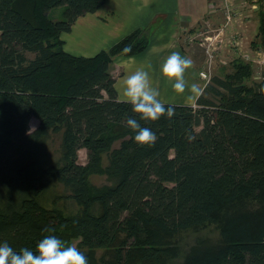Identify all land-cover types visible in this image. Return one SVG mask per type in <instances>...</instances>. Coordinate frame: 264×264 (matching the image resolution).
Listing matches in <instances>:
<instances>
[{"label":"trees","instance_id":"obj_1","mask_svg":"<svg viewBox=\"0 0 264 264\" xmlns=\"http://www.w3.org/2000/svg\"><path fill=\"white\" fill-rule=\"evenodd\" d=\"M105 1L0 0V242L35 251L54 229L67 243L80 239L89 264H164L176 256L169 237L220 219L221 240L196 246L181 264H264V207L239 208L264 203V64L261 81L248 85L251 64L236 59L235 72L212 77L196 107L165 104L171 117L142 120L119 100L123 70L112 66L148 49L146 29L93 57L63 48L61 34ZM259 16L253 47L264 43ZM129 116L156 140L135 142ZM52 135L60 136L55 162L46 154ZM102 174L110 185L92 189L89 177ZM57 185L66 196L52 198ZM60 197L78 212L51 206Z\"/></svg>","mask_w":264,"mask_h":264},{"label":"crops","instance_id":"obj_2","mask_svg":"<svg viewBox=\"0 0 264 264\" xmlns=\"http://www.w3.org/2000/svg\"><path fill=\"white\" fill-rule=\"evenodd\" d=\"M210 6L209 0H106L96 12L79 17L70 32L61 34L63 48L74 56L93 57L134 29L152 27L155 32L148 49L142 55L121 56L114 61L113 73L120 68L123 70V75L118 77L115 83L118 98L121 101H128L123 94L126 78L136 70L143 69L149 72L152 86L159 88L160 99L164 104L186 105L189 103L175 101L176 99L172 97L178 95L177 97L187 98L189 91L186 89L185 93L174 92L171 87L172 82L160 69L172 51L179 50L183 55H193L185 54L177 47L180 26L193 28L201 21L209 19L212 13ZM252 13L246 21L239 19L237 25L240 27L233 23L230 30L228 29V34L233 31L240 34L237 46H240L239 52H242V55L246 45H249L253 52L255 51L252 43L258 35L260 16L259 14L256 16L254 11ZM241 45L244 47L242 48ZM210 50L208 49L207 52ZM194 56L193 58L196 57ZM185 79L188 84L197 83L195 75H190L189 69L185 72ZM164 99L167 101H163ZM33 122H36L35 125L38 124L36 119H32L31 126Z\"/></svg>","mask_w":264,"mask_h":264},{"label":"rangeland","instance_id":"obj_3","mask_svg":"<svg viewBox=\"0 0 264 264\" xmlns=\"http://www.w3.org/2000/svg\"><path fill=\"white\" fill-rule=\"evenodd\" d=\"M211 17L205 19L204 22H200L195 27L191 28L186 25H181L180 34L178 35L177 47L180 48L185 54L191 53L192 65L189 68L190 75H195L197 84L199 86V92L192 94L193 99H187L183 97H177L174 95L172 98L178 102L189 103L186 105L196 107V100L203 93V90L210 80L214 76L224 78L227 74L234 73V61L241 59L245 63L251 64V75L246 83L252 85L256 82L261 81L262 65L264 64V43L257 39L254 46L255 51L253 52L247 45H241L244 49L243 55L239 52L240 46H237L239 42L240 34H236L234 31L228 34V29L231 25L239 21H246L249 16L254 14L258 16L260 12L264 13V0H209ZM256 5L255 7H252ZM53 17L58 20L61 16V10H55L52 13ZM258 18V17H257ZM240 25H237V27ZM147 35L151 39L155 32L151 27H145ZM238 29V28H237ZM192 30V31H191ZM230 30V29H229ZM208 37V38H206ZM171 40V39H170ZM208 49H211L209 52ZM252 51V52H251ZM245 54V55H244ZM196 57H195V56ZM33 54H29V57H33ZM193 56L195 58H193ZM122 69H117L115 74H118ZM114 71V70H113ZM192 72V73H191ZM201 89H203L201 91ZM201 91V92H200ZM174 94V93H172ZM189 94V95H190ZM180 95V94H179ZM172 99V100H173ZM164 99L163 101H165ZM168 100V101H172ZM167 101V100H166ZM167 104V103H165ZM175 104V103H172ZM180 104V103H179ZM36 122L32 123L31 129H34ZM60 136L52 135L48 141L46 147L47 160L55 162L59 158L60 151ZM119 143L115 144L118 147ZM107 157H104L103 165H106ZM86 151L81 150L79 152V161L81 163L86 162ZM89 183L92 189L101 188L110 185V181L107 176L102 175H91L89 177ZM64 195L66 192L62 186L57 185L54 189V196ZM51 206H55L62 209L66 215H74L78 212V206L70 199L60 197L55 203L52 202ZM247 209L248 211L257 212L264 207L263 202L258 201H247L240 204V207ZM238 208V209H239ZM221 240V220H217L214 223L206 224L202 227H195L183 230L168 238V242L165 243V247H172L176 250V256L166 259L164 264H181L185 255L196 246L203 243H215ZM80 239L68 240V243L74 244L76 247L79 246ZM103 250H97L95 258L97 263L100 262V258L103 254Z\"/></svg>","mask_w":264,"mask_h":264},{"label":"clouds","instance_id":"obj_4","mask_svg":"<svg viewBox=\"0 0 264 264\" xmlns=\"http://www.w3.org/2000/svg\"><path fill=\"white\" fill-rule=\"evenodd\" d=\"M125 52L130 48H125ZM192 59L181 54L179 50L172 51L161 65L162 74L170 80L171 87L176 93L195 94L199 86L193 82L188 84L185 72L191 67ZM123 94L133 106V112L139 114L142 120H159L163 115L171 117L175 111L172 105L167 107L160 99V90L150 83L149 72L138 69L127 76ZM188 95L187 99H193ZM128 127L134 132L135 142L145 145L156 140V133L149 127H143L134 116L127 118ZM36 244L35 251L28 247L14 249L7 241L0 242V264H89L83 251L74 244L67 243L54 233V229L47 230Z\"/></svg>","mask_w":264,"mask_h":264}]
</instances>
